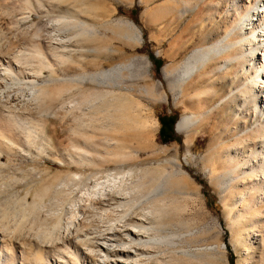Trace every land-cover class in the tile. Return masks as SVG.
<instances>
[{"label":"rangeland","instance_id":"obj_1","mask_svg":"<svg viewBox=\"0 0 264 264\" xmlns=\"http://www.w3.org/2000/svg\"><path fill=\"white\" fill-rule=\"evenodd\" d=\"M215 1L217 0H29L31 3L28 2L29 5L23 2V0H0V54H3L5 49H9V51L12 50L14 46L13 50H17L19 46V48L21 47L20 49L23 48L21 51H26L25 53H28V47H32L33 44L37 45L41 48V51L44 52H42V54L47 55H42L43 58L41 57V59L46 60L47 58L52 65L54 64L52 69L55 70L52 71V73H54L52 74L51 71L48 70L49 68L46 67V69H43L42 74L37 76V82H40V84L42 83L41 85L48 82V86H46L47 84L44 85L47 89L51 87L53 84L52 82L55 83L52 85L51 89L61 86L60 82H63L67 87H71V89L74 88L72 90H78L76 93L73 91H69V93H67L68 91H64L63 93L62 91L66 98H58V101L62 99L65 101L64 104H60L62 100L58 103V101L55 100L57 99L56 97H52L51 99L48 97L50 100L46 97L49 101L48 104L53 102L51 106L46 103L48 101H46L47 99L45 98L41 105L42 107L47 105L45 108L40 107L41 111L38 110L39 107H33L31 109L39 118L37 119L35 116L38 123H40L42 119L40 125L43 126V132L41 134L42 137L39 136L38 140L46 144L44 146L41 145V147H44L42 149L41 147L38 148L39 150L36 148L39 153L33 151H31V153H25V151L22 153L17 152L15 155L14 153L7 154V152L4 151L0 153V161L3 163V165L0 164L1 176H7V174L18 176H16L18 180L17 178L15 179L18 185L13 181L11 184L12 187L11 185L8 186V189L3 191L4 193H1L0 200L5 202L11 198L15 199L17 197L19 199V194L23 196L26 188L31 190L26 194V198L31 200L33 189L39 187L40 181L38 175L44 171L48 172L49 174H46L48 177L45 175V178L48 179L52 177V174L55 172L64 173V161L66 159L70 160V155L79 157L76 147L84 146L83 144L87 147L84 146L86 149L94 147L103 154H106V151L110 152L109 156L130 153L131 159L130 157L128 158L129 155L127 154L128 156L126 157L130 160H127L125 163H136L138 166L150 169L151 166H153L152 170L156 168L159 169L162 166L167 167L169 170L174 167L175 169L178 167L180 169L182 167L181 170L186 174L181 176L183 177L182 181L186 184L183 189L187 192L177 195L172 194V196L176 195V198H178L174 200L175 202L173 201L172 204H169V210L166 211L164 217L166 216V219L169 217V224L178 219L183 223L182 228L191 226L200 231L199 233L201 235H199V238L202 239L197 238V241L191 243L192 245L190 247L192 248L191 250L194 249L193 251L196 252V255L199 253V259L201 258L203 260L204 258L207 260L208 256L211 254L208 258L209 262L211 261L210 264H264V260L260 258V254L263 253L264 255L261 236L258 235L256 230L249 232V223L255 221L254 211L260 212L261 209L264 210V204L256 202L255 206L252 207V202H250L247 197L242 199L247 185V178L238 167L239 172H241L242 186L237 187L236 184L238 179L234 176V171L230 170L229 164L220 155L223 149L232 147L233 143L231 142L242 138V134L244 137L248 136L250 133V136L253 137L254 135L252 131H250V128H253V126L255 127L259 122L264 123V113L256 115L257 117L254 115V117L252 115H247L245 118L248 123V129L244 127L235 129L232 127L234 122L231 121L230 117L225 120L220 107L216 106L217 102L219 103L221 101L220 99L229 92L230 88L244 81L243 75L245 73L240 74L241 70L238 68L239 65L237 61L233 59L232 62L229 61L231 67L227 62V71L225 72L229 73L226 75L222 73L224 72V68H222L213 71V73L205 74L204 76L202 74L201 78L194 74L185 81L183 87L180 86V83H175L176 79L181 75L180 64L183 60H185L193 49L204 44L212 43L220 38L232 25V21L236 16V10H241L242 8L240 5L241 8L239 7L237 9V2L234 3L233 0H218L216 3ZM252 1L254 0H245V3H250ZM240 2H242V0H240ZM240 2H238V4ZM195 5L197 8L194 7ZM228 14L230 15L229 17L226 16ZM59 16H67V20H71L72 18V20H79L75 23L77 25H72L73 27L67 26V28L64 29L56 27L59 34L64 38L65 36L66 39L72 37V41L70 40V43L68 42L66 45L60 42L59 44L58 42L55 43L52 41L53 39L50 38L51 33L56 30L54 29L55 21L60 18ZM128 22L134 24V27L130 28ZM82 24L86 31L77 36L76 30L80 25L83 27ZM235 27L233 28V35H231V38H236L238 36L234 35L237 33V27ZM70 28L71 30H69ZM138 31L140 34L139 40L136 36V32ZM49 39L51 41H49ZM49 43H51V45ZM53 45L54 48H52ZM6 50L5 52L8 53ZM61 50L64 51V55L65 52L66 55L69 53L67 59L62 57ZM228 51V54H233L230 50ZM129 61H132L133 64L131 66H124L121 73L125 75L122 76L125 81L124 85H132V97L140 102V107L135 109L137 111L134 110L132 118L135 117V120L129 119L126 121V118L122 120L124 118L122 116V118L119 119V116H117L119 113L115 107L117 112L115 110L113 112L112 110L114 109L113 106H115V100L112 95L117 92L116 96H120V92L124 91V88L120 89L117 85L109 81L108 83L107 81L98 83L95 80V82H92L93 80L89 79L87 76H85V78L87 77L86 79L84 78V80L80 81L79 76L84 77V74L87 75L98 70L108 69L117 63ZM212 65L213 64L209 62V64L206 65V69H210L213 67ZM228 69L230 70L228 71ZM220 70H222V72ZM234 70H238V74ZM216 72L218 73L216 74ZM233 72L236 73H234L235 76L237 75L236 77ZM220 74L222 75L219 76ZM5 75V73L1 72L0 79H3L2 77ZM63 77L67 79L64 81L62 79ZM69 77H77L78 81H69ZM214 77H218L216 78L217 80H214ZM221 77H223V79ZM53 78L56 79L54 80ZM51 80L54 81L51 82ZM50 82L51 85H49ZM104 82L106 83L104 84ZM237 82L239 83L237 84ZM110 83L111 85H109ZM12 84L14 86L16 85L14 82H9L7 88L12 87ZM214 84L216 85L215 89H213L212 86ZM145 88L150 91L152 90V92L147 90L149 93H146ZM81 89L82 91L78 94ZM153 89L157 92L155 93ZM208 89L213 91H209ZM97 90L99 91L97 92ZM103 90H112L113 93L111 92L112 94L109 95L104 92V97L101 92ZM93 91L100 93L99 97L96 96L98 98L97 101L95 95H90ZM198 91L200 92L199 96H195V93ZM206 91L210 93L206 95ZM219 91H221L220 94ZM62 93L61 96H63ZM72 93L74 94L73 96L71 95ZM87 93L90 97L87 102L89 105L86 102L85 106H83L84 102L80 105L84 107L83 110L85 113L88 109L91 110L92 113L90 111L87 112L89 114L84 113L86 116L92 114V116L96 117L91 116L90 121V118L85 116L86 119L84 117V121L86 122L84 125L80 124V126L87 127H84V129L81 128L82 130L80 129V131L78 130L79 126L76 124L78 126L76 128L78 132L72 127L74 124H72L70 112H67L68 102L70 99L72 101V97H74L73 101H79L78 103H80L79 99L86 97ZM202 93L205 94L203 95ZM100 95L102 97H100ZM67 97L70 98L68 99ZM106 97H112L113 99H111L113 102L110 99L108 100V98L106 99ZM99 98L103 99L100 100ZM52 99H54L56 103ZM106 100L111 101V104ZM100 101L102 104L99 106L101 111L97 109V112L90 104H98ZM45 103L46 105H44ZM105 104L106 106H104ZM109 104L111 107H109L108 110L107 105ZM112 104L114 105L112 106ZM101 106H103L104 109L107 107V112L103 110ZM64 109H66V112ZM92 109L94 111H92ZM219 109L221 114L219 113ZM110 110L112 111L111 114L109 113ZM95 111L97 113H95ZM201 111L207 112H204V121L194 132L190 133V135L181 131L179 132L176 129V123L184 113H196ZM33 112H31L32 115H34ZM37 113L42 116H39ZM109 115L112 116L114 120L112 117L108 120ZM135 115H138V117ZM217 115L222 117H218ZM162 116L166 117L167 121L170 120L173 122V130L167 132V134L170 135V138L167 139H164L159 132ZM93 120H96V123ZM115 121L119 123H114ZM110 122L112 123L110 124ZM125 122H128L127 125L129 127L125 125L128 129L123 125L126 124ZM139 123L141 125H139ZM45 130L46 132H44ZM82 132L84 134L80 135ZM44 134H46L45 137H43ZM38 140L37 142H39ZM186 140H188L187 145L184 144ZM86 143L88 145H86ZM122 144H131L134 149L130 148L131 151L128 149L130 152L124 148L120 150L121 148L117 146ZM89 151L92 152V154L95 153L94 149H89ZM37 154L38 156H36ZM97 161L100 163V167H107L109 165V168H113L115 166L111 162H107L103 157L97 158ZM178 161L180 164L177 163ZM155 164L157 166L159 165V167H156ZM70 167L72 170L77 168L74 163H70ZM92 168V166H84L82 169H84L85 173H89V171L91 172L94 170ZM31 169L33 172L29 173L28 170L30 171ZM57 170H59V172ZM31 173L33 174L31 175ZM34 178H37L38 181ZM27 181H29L31 185H28L29 182ZM42 181L43 179H41L40 184H42ZM31 182L34 184L36 183V186ZM13 183L15 185H13ZM23 183L25 186H28H21ZM20 186L21 188H19ZM10 192L12 193L9 196ZM15 194L17 195L15 196ZM3 195L4 197H2ZM17 198L16 200H18ZM15 207L7 208V211L8 209H14L10 211L14 218H12L13 216L9 211L8 217L7 215L5 216V220L8 218L9 224L13 223L15 217L17 219L19 215L17 210H15L17 207ZM18 210L20 211L21 209ZM14 211L16 213H14ZM26 222L27 220L25 223ZM254 238L257 239L256 245L259 248L253 253L246 249V247L249 243H252ZM217 243H223L222 245L224 248L221 250L216 248L213 253L210 252V254L205 250H202L203 253H201L202 251H200V248H205L204 244L207 246L211 244L212 246ZM206 254L209 255L207 256ZM170 258L171 257H169V259ZM180 261L182 264H192V262L187 260L182 262V259ZM195 263L200 264L201 262L197 260ZM204 263L206 262L202 264Z\"/></svg>","mask_w":264,"mask_h":264},{"label":"bare ground","instance_id":"obj_2","mask_svg":"<svg viewBox=\"0 0 264 264\" xmlns=\"http://www.w3.org/2000/svg\"><path fill=\"white\" fill-rule=\"evenodd\" d=\"M217 1H215V3ZM233 1L234 3L237 2V9L240 7V5L242 6V8L240 7L241 10H236V16H233L234 19L231 18L233 19L234 23L232 21V25L216 41L193 49V51L180 64L181 73H179L181 75L178 79H176V81H174L175 83H180V86L183 87L185 81L194 74L201 78L202 74L204 76L205 74L213 73V71L222 68H224V72H222V70L220 71L226 75L229 73L225 72L227 71V65L230 64L229 61L232 62V60L235 59L239 65V70H241L240 74L245 73L243 75L244 81L237 85L240 82L239 78V82L236 84L237 86L234 85V87L230 88L229 92L220 99L221 101L215 104L216 106L220 107L225 120L229 119L228 117H230L231 121L234 122L232 125L233 128L236 129L240 127L239 129H241V127H244L248 129V123L245 117H247V115L256 116L264 113V0H254L250 3H245V0H242V2H240V0ZM23 2L27 4L29 0H23ZM238 2L240 3L238 4ZM194 7L197 8L196 5ZM226 16L229 17L230 15L228 14ZM66 17L67 16H61L58 18L55 21L54 29H56V27L59 29H64L67 28V26L73 27L72 25H77L75 23H77L79 20H72L73 18L71 20H67L68 18L66 19ZM128 25L130 28L134 27V24L132 23L128 22ZM235 26L237 27V31L235 30L237 33L234 35L238 36L236 38H231V35H233V28ZM69 30H71V28ZM85 31L86 29L84 25L83 27L80 25V27L76 30V35H81L85 33ZM136 36L139 40V31L136 32ZM50 38H52V41L55 43L58 42L59 44L60 42L66 45V43H70L72 37H68V39H66V36L65 38L61 36L56 29L51 33ZM49 41L51 40L49 39ZM49 44L51 45V43ZM33 46V48L31 46L30 48H27L28 53H25L26 51H21L23 48L20 49L21 47L19 48V46L18 48L20 50L17 47V50H13L15 46L13 48L11 46L12 50L9 51V49H5L8 53H6L4 50L3 54H0V74L1 72L6 74L2 77L3 79H0V153L4 151L7 152V154L14 153L15 155V153H22L23 151H25V153H31V151L35 153L38 152V148L41 147V145L44 146L46 143L44 142L45 144H43L42 141L40 142L38 140V137L41 136L43 132V126L40 125L42 119L41 122L38 123L37 119L39 118L34 114L33 110L31 111V109L33 107H42L41 105L46 97H49L50 99L52 97H56L57 99L55 100L58 101V98L64 97V91H68L67 93H69V91H73L74 93L78 91L77 89L76 91L72 90L74 88L71 89V87H67L66 84H63V82H60L61 86L53 87L51 89L52 85L55 83L52 81H54L56 78L51 80L53 83L52 85L51 82L49 83V85H51L49 89L46 87L48 86V82L44 83V85L47 84L46 86L41 85L42 83L40 84V82H37V76L42 74L43 69H46L47 67L51 73L55 70L52 69L54 64L52 65V63L47 60L46 57L45 58L47 62L45 59H41L43 55L41 48L34 44ZM52 48H54V45ZM228 50H230L233 54H228ZM62 52V57L67 59V55L69 53L66 55L65 52L64 55V51ZM209 62L213 64V67L206 69V65L209 64ZM132 64V61L120 62L113 65L111 68L109 67L108 69L98 70L87 75L84 74V77L79 76L80 81L84 80L85 76H87L89 79L93 80L92 82L96 81L99 83L107 81L108 83L109 81L112 84L117 85V87L120 89L124 88V91L118 88L120 91H122L120 92L121 94L118 92L120 96H116L117 92L114 91L115 93L112 96L115 100V106H113L114 104H112V106L118 110L119 114L117 115L116 113V115L119 116V119L124 117L122 120L126 118V121L129 119L135 120V117L132 118L134 110L137 107H140V102L132 97V85H124L125 81L124 77H122L124 74L121 73V70L124 66H131ZM229 70L230 69H228V71ZM234 71L237 73L238 70ZM235 72H233V74ZM217 73L218 72H216V74ZM221 75L222 74L219 76ZM76 78L77 77H69L68 80L78 81V78ZM216 78L218 77H214V80H217ZM221 78L223 79V77ZM62 79L65 81L67 78L63 77ZM9 82H14L16 85L14 86L12 84V87L7 88ZM233 82L236 83L235 81ZM105 83L106 82H104V84ZM111 83L109 85H111ZM212 86L213 89L216 88L215 84ZM147 90L148 89L145 88L146 93L150 91ZM208 90L210 91L211 89ZM81 91L82 89L78 94H80ZM98 91L99 90H97V92ZM202 91L205 92L204 90ZM207 91L206 95L210 93ZM93 92L96 93L95 91ZM93 92L90 95L99 97L100 93L94 94ZM101 92L103 93V96L105 93H108L109 95L113 93L112 90H103ZM150 92H152V90ZM154 92L156 93L157 91L155 90ZM220 92L221 91H219V94ZM61 93L63 96H61ZM199 93V91L195 93V96H199ZM71 95L73 96L74 94L72 93ZM88 95L89 94L87 93V96ZM87 96L84 98L82 97V101V98L79 99L80 103H78L79 101H73L74 97H72L73 102L71 99L69 102L66 101L68 102L67 112H70L72 124H74L72 125L74 130L78 126V130L87 127L80 126V124L84 125L86 122L84 121V117L86 116L85 114H89L87 113L88 111L91 112L89 109L86 111V113L83 110L85 102L87 103L90 98ZM100 97L102 96L100 95ZM108 97H106V99ZM111 98H108V100L110 99L113 102V98ZM48 99L46 101H48ZM61 100H59L58 103ZM97 100L98 98L96 101ZM111 101H108V103L111 104ZM62 102H60V104H64L65 101L62 100ZM83 102L84 105L81 106L80 104ZM46 103L48 104L49 101ZM46 103L44 105H46ZM52 103L53 102H51V104ZM51 104L48 105L51 106ZM100 104L101 101L98 104L92 103L90 106H93L95 108L93 109L98 112V110L101 111V108L99 107ZM110 104L107 105L108 110L109 107H111ZM46 106H43L42 108H45ZM104 106H106V104ZM101 107L103 110H107V107L106 109H104L103 106ZM39 108L38 110L41 111V108ZM115 108L112 109L113 112L114 110L116 111ZM93 109L92 111H94ZM64 110L66 112V109ZM96 111L95 113H97ZM31 112H33L34 115H32ZM111 112L112 111L110 110L109 113L111 114ZM204 112L206 111L184 113L177 121L176 129L179 132L181 131L187 135H190V133L194 132V130L203 123L205 115ZM105 114L108 115L107 113ZM91 116L92 114L86 117L90 118ZM135 116L138 117V115ZM111 117L112 116L109 115L108 120ZM218 117L222 116L219 115ZM96 120L93 121L95 122ZM112 122H110V124ZM117 122L118 121H115L114 123ZM127 124L128 122L123 125L125 126ZM139 125L141 124L139 123ZM128 127L126 128L128 129ZM250 131H252V134L254 135L253 137L250 136V133L248 136L244 137L242 134V138L231 142L233 143L232 147L223 149L220 155L229 164L230 170L234 171V176L238 179L236 184L237 187L242 186V177L240 175L241 172L245 174L247 178V185L242 195V199L247 197V199L252 202V207H254L256 202L264 204V123L259 122V124H257L255 127L253 126V128H250ZM44 132H46V130ZM83 134L84 133L82 132L80 135ZM45 135L46 134H44L43 137H45ZM37 140L39 142H37ZM184 144L187 145L188 140H186ZM83 145L85 146V144ZM86 145L88 144L86 143ZM84 146L76 147L79 157L70 155L71 159H66L64 161V173H60L59 170H57L59 173L55 172L52 174L53 176L49 177L48 179L45 178L47 176L46 174H49L48 172L44 171L40 175L37 174L39 177L37 178L39 179L40 183L41 179H43V181L42 184L39 183L38 188L35 187L33 189L31 200L26 198V194L31 191L29 188H26L23 196H20L19 194V199L16 197L18 200H16V198H11L5 202L0 200V264H182L180 261L182 259V262L187 260L192 262V264H196L195 262H197V260L201 262L200 264L203 262L210 264L211 261L209 262L208 260L209 256L211 255L210 252L213 253L216 248L220 250L224 248L222 245L223 243H217L212 246L211 244L210 246H207L206 244L208 243H206L204 244L205 248H200V251L205 250L210 255L208 254V256L206 254L208 256L207 260L203 257V260L201 258L199 259V253L196 255V252L193 251L194 249L191 250L192 248L190 247L192 245L191 243L197 241V238H199V235H201L199 233L200 231L191 226L182 228L183 223L176 218H174L176 219L174 221L171 219L173 222L171 221L172 223L169 224V217L168 219H166V216L164 217L166 211L169 210V204H172L175 199L177 200L178 197L176 198V195L187 192L183 189L186 184L182 181L183 177L181 176L186 174H184V172L181 170L182 167L180 169L179 167L177 169L174 167L170 168L169 170L167 167L162 166L159 169L156 168L157 170H152L153 166H151L150 169L147 167L138 166L136 163H125L129 157L131 159L130 153H127L129 156L126 153L109 156L110 152L106 151V154H103L100 153V150L89 146L91 147H88L89 149L95 150V153L92 154V152H90L89 149H86L87 147L85 146V148ZM117 147L121 148L120 150H123L124 148L127 151H129L128 149L133 148L131 144H122L120 146L118 145ZM42 148L44 147H41V149ZM36 156H38V154ZM124 156H128V158L126 157V159ZM102 157L105 158L107 162L109 161L115 166L113 168H109L108 165L107 167L101 166V168L97 158ZM70 163H74L77 168L72 170ZM177 163H179V161ZM0 164L3 165L1 161ZM159 165H156V167H159ZM84 166H92V169L94 170L91 172L89 171V173H85L84 169H82ZM238 167L240 168L241 172H239ZM28 172L30 173L33 171L31 169L30 171L28 170ZM32 174L33 173H31V175ZM8 175L9 174H7V176H1L0 174V195L1 193H4L3 191L8 189L7 187L10 186L13 181H15V184L18 185V182L15 180L18 176L16 175V177L14 175H9L8 177ZM24 183L21 184V186L26 187L30 184L29 182L28 185L25 186ZM15 184L13 183V185ZM34 185L36 186V183ZM21 186L19 188H21ZM11 193L12 192L9 193V196ZM172 194L176 195H173V197ZM16 195L17 194H15V196ZM2 197H4V195ZM15 206L17 207L15 210H17L19 215L17 214V219L15 217L14 221L12 219L13 223L9 224L7 220L8 218L5 220V216L7 215L8 217L9 212L14 209H8V212L7 208H14ZM18 209L21 210L19 211ZM263 211L264 210L262 209L260 212L254 211L255 221L253 223H249V232L256 230L258 235L261 236V241L263 243L261 241L260 242L264 247ZM14 213L16 212L14 211ZM12 218H14V216ZM26 220L28 223H25ZM256 243L257 239L254 238L252 243L247 245L246 249L253 253L256 252V250L259 248L257 247ZM201 253H203V251ZM260 255V258L264 260L263 253ZM169 257L171 258L169 259Z\"/></svg>","mask_w":264,"mask_h":264},{"label":"trees","instance_id":"obj_3","mask_svg":"<svg viewBox=\"0 0 264 264\" xmlns=\"http://www.w3.org/2000/svg\"><path fill=\"white\" fill-rule=\"evenodd\" d=\"M173 130V122L168 120L167 118L162 116L161 117V126H160V134L164 139L170 138V135L167 134V132Z\"/></svg>","mask_w":264,"mask_h":264}]
</instances>
